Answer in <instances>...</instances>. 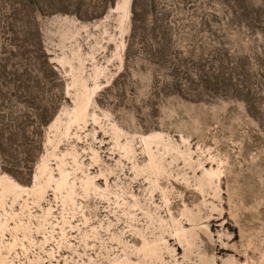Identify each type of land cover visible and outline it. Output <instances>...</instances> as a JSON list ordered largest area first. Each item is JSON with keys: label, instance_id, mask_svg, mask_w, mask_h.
Wrapping results in <instances>:
<instances>
[{"label": "rangeland", "instance_id": "1", "mask_svg": "<svg viewBox=\"0 0 264 264\" xmlns=\"http://www.w3.org/2000/svg\"><path fill=\"white\" fill-rule=\"evenodd\" d=\"M0 264H264V0H0Z\"/></svg>", "mask_w": 264, "mask_h": 264}]
</instances>
